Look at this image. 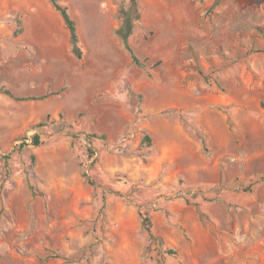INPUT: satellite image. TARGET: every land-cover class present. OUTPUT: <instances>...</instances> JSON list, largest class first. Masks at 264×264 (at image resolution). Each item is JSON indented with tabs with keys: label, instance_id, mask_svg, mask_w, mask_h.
I'll return each instance as SVG.
<instances>
[{
	"label": "rangeland",
	"instance_id": "rangeland-1",
	"mask_svg": "<svg viewBox=\"0 0 264 264\" xmlns=\"http://www.w3.org/2000/svg\"><path fill=\"white\" fill-rule=\"evenodd\" d=\"M58 1L0 0V264H264V0Z\"/></svg>",
	"mask_w": 264,
	"mask_h": 264
},
{
	"label": "trees",
	"instance_id": "trees-1",
	"mask_svg": "<svg viewBox=\"0 0 264 264\" xmlns=\"http://www.w3.org/2000/svg\"><path fill=\"white\" fill-rule=\"evenodd\" d=\"M52 4L54 6V8L61 14V16L64 18L65 23L67 24L68 28L71 31V35H72V39L73 41H76V21L75 19L69 14L68 9L66 6L62 5L58 0H52ZM129 29V26H128ZM126 40V46L127 49L130 50L132 52L133 55V59L135 60V62H137L138 64L140 63L139 58L134 54L133 52V48L129 45L128 43V38L127 36L125 37ZM205 78L211 82V77H209L208 75H205ZM6 93H10V90H6ZM148 138V137H147ZM149 139V138H148ZM34 142L36 145H40L41 144V140H40V135L39 134H35L34 135ZM57 256V254L55 255Z\"/></svg>",
	"mask_w": 264,
	"mask_h": 264
}]
</instances>
